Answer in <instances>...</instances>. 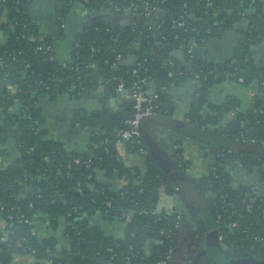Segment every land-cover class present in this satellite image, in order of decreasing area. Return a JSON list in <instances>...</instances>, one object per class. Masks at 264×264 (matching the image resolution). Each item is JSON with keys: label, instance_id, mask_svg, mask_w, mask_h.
Instances as JSON below:
<instances>
[{"label": "trees", "instance_id": "obj_1", "mask_svg": "<svg viewBox=\"0 0 264 264\" xmlns=\"http://www.w3.org/2000/svg\"><path fill=\"white\" fill-rule=\"evenodd\" d=\"M16 1L0 0V14L6 11L0 31L8 33L5 43L0 44V81L2 82L0 85V108H2L0 143L6 140L4 137L12 135L22 155L23 166L16 171L0 170V206H4L3 218L6 217L7 210L15 205L25 208L33 226L37 217L49 222L53 228L58 225L60 218H64L69 223L66 232H72L76 240L70 255H66L67 259L72 260V264H93L96 260L103 264L161 262L168 247H174V236L179 232L185 219L183 217L180 226L176 227L177 213L167 216L165 213L142 214L139 210L146 208L151 211L157 206L159 187L164 186L168 194H175L177 185L156 168L150 155L146 157L145 169L124 163L114 137L116 129L123 123L110 117L108 113H93L89 117H82L81 114L76 116V122L82 123V127L86 125L91 129L100 127L101 131L90 136L89 151L74 154L67 153L61 143L43 138L44 131L40 128L37 110V100L41 94H53L59 90L69 92L72 97L78 99L89 97L99 84H103L107 93H117L121 80L129 86L134 80L132 67L120 65L117 56L127 58L130 50L135 46L134 32L130 27L123 29L112 23L110 31H106L103 25L95 24L91 30L76 37L73 43L71 58L67 61L69 65L78 67V71L73 70L62 67L56 60L50 61L42 52V44L53 43V39L42 38L39 35L30 14L32 0ZM80 1L89 10L107 9L111 13H118L115 11L116 7L124 11L127 6L139 3L138 0ZM153 3L159 4L162 8L159 28L155 27L150 36L137 47L141 61L143 60L148 68L146 73L149 76L148 86L155 80L163 86L178 83L184 78L194 80V73L186 71L187 66L175 59L170 50L179 44L194 45L198 44L199 39L206 41L215 37L223 28L234 27L239 22L246 21L241 28V40L229 57L221 61L204 60L191 64L194 71L200 72V85L193 96L188 118L204 132L226 136L233 141L237 135L243 131L246 132L247 129H249L247 134L249 137L264 139V101L261 98H255L254 106L257 110L254 108L239 110L225 124L226 113L236 105L239 106V102L232 99L222 104L210 103L208 94L213 84L228 79L237 80L238 77L243 76L244 84L263 79L264 68L256 64L252 47L264 37V0L254 2L251 0H165L163 3L160 0H154ZM139 4H142L140 6L142 9L143 3ZM182 14L185 15V25L173 28L172 20L179 18ZM170 59L175 60L178 66L185 70V75L174 82L168 76L169 67L165 63ZM141 75L145 76V74ZM72 86H75V89L69 91ZM14 87H16L15 91ZM17 101L21 105V111L19 114H12L9 107ZM160 101L161 107L158 114L169 116L167 94L160 93ZM205 104L209 107L206 112L203 110ZM27 114L32 116V120L28 119ZM32 123L35 128H32ZM101 139H106L107 143L102 147L94 148L93 143ZM32 147L34 151H31ZM227 149L230 148H221L218 153ZM75 156L81 157L84 161H90L91 167L88 168L85 164L83 166L74 164L68 169L67 162ZM234 156V151L226 152L224 157L217 155L216 162L221 165L219 176L226 179L224 185H220L216 180L209 186L210 178L207 176L192 179L214 223L218 210L224 213L225 220L228 221L227 217L233 207L243 208L242 195L251 188L234 183L228 168ZM226 157H230V160L228 161ZM241 159L248 172H253L260 166V162L253 153H245ZM58 168L64 171V178L56 175ZM100 170L106 177L103 181H99L97 177V171ZM42 171H46V177H40ZM89 174H91L90 177H88ZM112 179H122L123 185L115 187L111 182ZM17 182L35 187L33 195L28 197L17 195L13 190ZM86 185L92 188L84 191L83 187ZM220 188L221 191L218 192ZM209 192H213V195ZM221 192L227 194V202L223 204ZM106 199L111 200L110 207L106 205ZM73 207L76 209L74 210ZM252 207V210L246 213L244 224L253 234L264 235V215L262 214L264 196L257 197ZM70 211L72 215L68 216ZM123 212H126L128 217L131 214V219L122 217ZM97 213L109 219L119 218L126 221L125 237L115 238L93 227L89 223V217ZM7 223V240L0 243L1 264L9 263L16 253L26 254L20 245L35 247L37 253L34 255L39 260L52 259L53 264H63L65 256L55 255V238H40L38 235H32V225L19 221L18 218ZM164 227L171 229L169 239H165L160 234L157 237ZM136 228L139 230L136 231ZM77 231L80 232L79 235L76 234ZM240 235L237 231L227 234L226 241L229 246L226 252H237V254L246 251L252 253V250L264 252V247L256 244L252 248L248 246L252 243L250 235L244 237ZM151 238L155 242L146 249L145 245ZM232 241L233 244L230 245ZM48 247L51 248L50 251ZM75 254L86 256V259L75 260L73 258ZM38 264L45 263L43 261Z\"/></svg>", "mask_w": 264, "mask_h": 264}, {"label": "crops", "instance_id": "obj_2", "mask_svg": "<svg viewBox=\"0 0 264 264\" xmlns=\"http://www.w3.org/2000/svg\"><path fill=\"white\" fill-rule=\"evenodd\" d=\"M5 14V10L3 14H0V26L4 23ZM30 14L39 35L42 38L53 39L55 59L58 63L70 60L76 37L91 30L95 24L103 25L101 21H104L105 25L112 23L125 29L135 24L142 27L156 26L161 18L157 13L138 16L137 13L131 12L129 9L119 13H111L107 9L89 10L80 0H32ZM245 24L246 21L243 20L234 27L223 28L215 37L199 44L204 49L201 53L203 61H221L229 57L241 40V28ZM134 35L137 47L138 39L136 34ZM7 37L6 31H0V44L5 43ZM252 55L256 64L260 68H264V37L252 47ZM156 81L158 80L149 84L151 91L156 92ZM158 83L161 93L167 94V105L170 111L169 116L161 115L175 122L171 125L154 120L142 121V139L156 168L166 174V163L169 161L178 162L180 157L187 164L185 172L191 179L205 177L211 166L217 161L219 149L230 148L235 153L233 162L228 167L234 182L237 185L255 188L264 195V145L236 142L226 136L204 132L196 124L191 123L188 112L193 96L199 87L193 79L184 78L169 86H163L159 81ZM208 94L209 102L214 104H222L235 99L239 102L242 111L251 109L256 97L264 101V87L260 86L258 81L243 85L231 81L215 83L209 88ZM107 105L120 108L123 118L114 119L122 122L131 114L129 90L107 93L103 84H99L94 92L86 98L77 99L72 97L69 92H60L59 90L53 94L39 95L37 110L39 125L44 131L43 138L61 143L67 153L82 154L89 151L90 132L88 129L78 127L75 118L79 114L82 117H89L98 112L109 114ZM203 110L204 112L209 110L208 104L204 105ZM9 111L12 114H19L21 111L19 102L13 103L9 107ZM227 119L228 117L225 116L224 121ZM1 122L2 108H0V124ZM4 138L6 140L0 143V170L14 171L11 169L14 166L18 170L23 166V163L16 140L12 135ZM117 150L126 165L146 168V157L138 153L131 141L119 142ZM245 153H253L260 162L258 169L253 171L257 173L248 172L244 168L241 158ZM178 155L180 156L178 157ZM251 173L254 176L253 179H251ZM97 177L99 181L106 178L102 170L97 171ZM111 182L115 187L123 185L122 179H112ZM83 188L84 191H88L92 187L86 185ZM13 190L21 197H28L33 195L35 187L17 182L13 186ZM160 206L162 209L181 214L185 219L179 232L174 236L173 264H192L196 255L203 249L208 250V254L215 253V264H264V252L250 250L252 253L247 251L238 254L237 252L228 253L223 245H221V250L219 246L212 245L209 241H216L217 233L214 219L196 207L182 190L164 196ZM131 217L130 214L128 220ZM89 223L106 235L115 238H123L126 235V221L121 219H109L101 213H97L89 217ZM68 224L67 220L60 218L58 225L53 228L49 222L42 218L37 217L34 220L38 236L40 238H55V255L65 256L64 258L66 255H70V251L74 248V243L70 242L73 238L66 236ZM2 225L3 220L0 217V226ZM154 242V239H148L145 248L148 249ZM43 261L45 264H51L47 259L39 260L35 255L16 253L7 264H38ZM67 261V264H72L71 259L68 258ZM93 264L103 263L96 260Z\"/></svg>", "mask_w": 264, "mask_h": 264}, {"label": "built area", "instance_id": "obj_3", "mask_svg": "<svg viewBox=\"0 0 264 264\" xmlns=\"http://www.w3.org/2000/svg\"><path fill=\"white\" fill-rule=\"evenodd\" d=\"M20 1L21 0H17L16 2H20ZM138 1H139V3L140 2L143 3L142 9L140 8V6L142 4L136 3L135 5L127 6L125 8V10L129 9V10H131V12H134L137 14L143 13V15H145V14L150 15L152 13H157V14H159V16L161 15V12H162L161 9L162 8L159 4L153 3L154 0H138ZM164 1L165 0H160V2H162V3ZM254 1L255 0H251V2H254ZM152 3L154 5L151 7ZM209 5H210V3H209ZM185 6H186V4H185ZM263 6H264V3H263ZM115 11L119 13V11L122 12L123 10H121L119 7H116ZM160 20H161V18H160ZM63 25L64 24L62 23V26ZM184 25H185V15L184 14H182L179 18L172 20V27L173 28L183 27ZM110 26H111V24L110 25H107V24L103 25V27L106 31H110ZM128 27H130L132 29L134 34H141L143 36V40H142V42H143L147 37L150 36L152 30L155 29V27L159 28V25L157 24L156 26L149 25L148 27H142L140 25L138 26L137 24H135L134 26H128ZM163 38H165V37H163ZM196 44L197 43H195L194 45H196ZM194 45L193 44H191V45L179 44V46H177L175 48H179L180 46L192 47ZM139 46H137V47H139ZM137 47L135 46L136 50H137ZM41 48H42V52L48 56V59L50 61L56 60L55 59V52H54L55 49H54L53 43L44 42L42 44ZM93 50L95 51V49H93ZM132 50H133V47L130 50L129 54L131 53ZM137 55L139 56L138 52H137ZM192 55L193 54L191 51H188L186 53V57L189 60L192 59V57H193ZM117 59H119L121 62L127 58H122L120 55H118ZM165 63L169 67L168 76L173 80V82L176 79H178L179 77H183L185 75V70H182L178 66V63L175 60L170 59V60H167ZM60 64L62 67H68L70 69L78 71L77 66L69 65L67 63V61L61 62ZM186 66H187L186 71H190L191 73H194V77H195L194 81L196 82V84L200 85V80H199L200 72L194 71L191 64L186 65ZM131 67H132V73L134 74V80H132V82L130 83L129 86H126L125 82L122 80L120 81V83L118 85L119 91H124L126 89L129 90V97L131 99V116L122 121L123 124H122V126H120L119 128L116 129L114 137L117 141V144L119 142H123V141H128V142L131 141L134 144L138 153L147 157L149 155V150L145 146L144 141L142 139L141 124H142V121L144 120L145 117L152 115V114H158V110L161 107L160 93L151 91L149 89V86H148V77L149 76L146 75V73L148 72V68L145 66V63L143 62V60L141 61L140 56H139L138 60L136 62H134ZM141 74H145V76H142ZM225 81H231V82L243 85L245 79L243 76H240V77H238L237 80H229L228 79ZM258 82H259L260 86L264 87V75H263V79L261 81H258ZM15 88L16 87L13 88L14 91H15ZM74 89H75V86H72V87H70L69 91H73ZM254 101H255V99H254ZM253 108L255 110H257L254 106V102H253L252 109ZM239 110H240V107L238 105H236L233 109H231L229 112H227L225 116L228 117V119H227V121H224V123L226 124L227 122H229V120L232 119ZM260 111H261V109H260ZM27 117L29 120H32V116L30 114H27ZM35 122H37V121H35ZM76 124L78 127L83 126V124L80 122H77ZM225 124H223V126H225ZM32 128H35L34 123H32ZM83 128L88 129L90 132V135L98 134L101 131L100 127H94L91 129L88 125H86ZM248 132H249V129H247L246 132L245 131L241 132L240 135H237L235 137V141L241 142V143H248V144L264 145V139H257L256 137H249L247 135ZM106 143H107L106 139H101V140H98V142H94L93 146H94V148H99V147H102L103 145H105ZM31 151H34L33 147L31 148ZM226 152L230 153V152H233V150L232 149L223 150L222 152L218 153L217 155L219 157H224V156H226ZM179 156L180 155H178V157ZM119 158L120 157H118V159ZM226 159L229 161L230 157H226ZM177 163L185 171L187 164L182 159H180V157L178 158ZM74 164L75 165H81V166H83L85 164L88 168L91 167L90 161H84L79 156H75L72 160H69L67 162L66 166L68 169H70ZM220 166L221 165L218 164L217 162H215L211 166V168L207 174V177L210 178V180L208 182L209 186H211L213 183H215L216 180L219 181L220 185H224L226 179L220 178V176H219ZM56 175L60 176L61 178L65 177V173L61 168L57 169ZM90 176H91V174L88 175V177H90ZM40 177H46V171H42L40 173ZM176 189L179 190V187L176 186ZM141 191H143V188H141ZM219 191H221V188L218 189V192ZM158 192H159V202H158L157 206L151 211L149 209H146V208H141L139 210L140 213H142V214L152 213V214H157V215L161 214V213H165V214H167V216L174 214V211L162 209L160 206L162 198L166 195H169L168 192L165 190L164 186L159 187ZM209 193L213 195V192H209ZM220 194L222 197L221 203L223 204V203L227 202V194L222 193V192ZM263 196L264 195L260 191H258L257 189L250 188L249 191H246L242 195V202L244 204L243 208H234L233 207L230 210L229 215L227 217V219H229L228 221L225 220V217L223 215L224 213L222 211L220 212V210H218V212L215 216V226L214 227H215V230H216L217 235H218V241L221 243V245H223V247L228 248L229 244L226 241L227 234L228 233H234V231L239 232L241 234L240 236H242V237H244L245 235H250V241L252 242L251 244L248 245L250 248H252L253 245L255 246V244L258 245L259 247H264V235L253 234L252 232H250L249 227L244 224V219H246V213L252 210L253 203L256 201L257 197H263ZM105 203L109 207L112 205V202L110 199H106ZM0 207H1L0 208V217L3 220V225L0 226V233H1L0 243L7 240V237H8L7 236V234H8V230H7L8 229L7 228L8 223H7V221H13L14 219L18 218L19 221H23L27 224L29 223V225H32V220L27 215L25 208L22 207L21 205L12 206L9 210H7L6 217H4V218L2 215V212L4 210V206H0ZM73 209L75 210L76 207H73ZM262 214L264 215V209L262 210ZM71 215H72V211L69 212L68 216H71ZM122 217H128L127 213L123 212ZM182 218L183 217L181 214H179V213L176 214V218H175V226L176 227L180 226ZM31 234L32 235H38L37 229L33 225L31 226ZM76 234L79 235L80 232L77 231ZM159 234L163 235L165 239H169L171 237L170 236L171 235V229L164 227L159 231V233L157 234V237L159 236ZM66 236L68 238H73L74 244L76 243V240L72 235V232H68L66 234ZM232 244H233V241L230 242V245H232ZM20 247H22L23 251H25L26 254L34 255L37 253V249L33 246L23 247L22 245H20ZM50 249L51 248L48 247V251H50ZM109 250L112 251L113 248H109ZM0 251H2L1 245H0ZM173 255H174V247L169 246L167 251H166L164 259H162V261L158 262L157 264L173 263ZM47 260H48V263H51V264L54 263L52 259H47ZM0 264H1V260H0ZM108 264H111V263H108Z\"/></svg>", "mask_w": 264, "mask_h": 264}, {"label": "water", "instance_id": "obj_4", "mask_svg": "<svg viewBox=\"0 0 264 264\" xmlns=\"http://www.w3.org/2000/svg\"><path fill=\"white\" fill-rule=\"evenodd\" d=\"M138 16H142L143 13H138ZM101 23L104 25V21H101ZM136 38L138 39V44L137 46L140 45V43H142L143 40V36L141 34H136ZM203 41L201 39L198 40V44L189 47V46H180L179 48H175L170 50L171 55H173L177 60H179L180 62H182L185 65H189L192 63H196L198 61H203L201 53L203 52V46L199 45L201 44ZM137 50L133 49L131 51V53L127 56V59L121 61L119 64L123 65V66H132L134 62H136L139 58V56L137 55ZM188 51H191L193 54V58L192 59H188L186 57V53ZM157 87H156V92L157 93H161V87L158 83V81H156ZM114 96V94H113ZM111 103H113V101H111ZM108 112H109V116L112 118H123V114L120 112V108L118 107H112L110 105L106 106ZM131 116V114L127 117L129 118ZM144 120H154V121H159L165 124H174L175 121H171L170 119H168L167 117H164L161 114H152L149 115L147 117L144 118ZM11 169H13L14 171L16 170V167H12ZM165 171L167 174V178L169 177V179H172L174 184L177 185V187H179V190H182L184 194H186V196L188 197V199L196 206L198 207L204 214L206 213L208 215V211H207V207L205 205L204 199L203 197L200 195V193L196 190L194 184L192 183V179L187 175V173L178 165L177 162L174 161H169L168 163H166L165 166ZM139 229L136 228V231H138ZM209 241L212 245H216V246H221L220 242L218 241V235L216 233V241ZM218 241V242H217ZM71 243H74V239H72L70 241ZM81 242V240H80ZM221 248V247H220ZM215 253H211L208 254V250L203 249L202 251H200V253H198L193 261L192 264H215V257H214ZM75 260L78 259H82L85 257H82V255L80 254H75L73 257ZM67 259L63 258V263L67 264Z\"/></svg>", "mask_w": 264, "mask_h": 264}, {"label": "rangeland", "instance_id": "obj_5", "mask_svg": "<svg viewBox=\"0 0 264 264\" xmlns=\"http://www.w3.org/2000/svg\"><path fill=\"white\" fill-rule=\"evenodd\" d=\"M253 173H257V172H253ZM251 175H252V173H251ZM254 178V176L252 175L251 176V179H253ZM208 216L210 217L211 215L210 214H208ZM212 217V216H211ZM114 220H119V218H113Z\"/></svg>", "mask_w": 264, "mask_h": 264}, {"label": "flooded vegetation", "instance_id": "obj_6", "mask_svg": "<svg viewBox=\"0 0 264 264\" xmlns=\"http://www.w3.org/2000/svg\"><path fill=\"white\" fill-rule=\"evenodd\" d=\"M211 219H213L211 216H210Z\"/></svg>", "mask_w": 264, "mask_h": 264}]
</instances>
